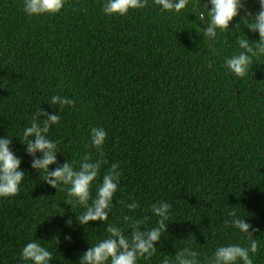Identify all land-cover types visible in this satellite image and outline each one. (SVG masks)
Listing matches in <instances>:
<instances>
[{
    "label": "trees",
    "instance_id": "trees-1",
    "mask_svg": "<svg viewBox=\"0 0 264 264\" xmlns=\"http://www.w3.org/2000/svg\"><path fill=\"white\" fill-rule=\"evenodd\" d=\"M104 3L67 0L57 14L29 17L23 0H0V137L12 139L26 172L18 195L0 199V264H24L21 250L34 240L53 253L51 264H78L109 236L108 225L130 235L125 216L148 217L142 227H156L150 208L157 201L172 205L167 231L156 254L137 264L174 261L185 247L208 264L217 247L247 246L225 224L231 211L258 229L254 264H264V55L253 57L243 78L224 66L241 51L237 38L255 47L258 34L237 16L229 31L205 39L204 0H189L175 15L161 14L149 0L124 17L104 15ZM248 8L259 5L249 0ZM53 95L75 104L53 107ZM40 108L59 109L48 138L58 145L60 163L75 161L78 170L85 155L102 161L92 198L119 163L108 221L79 225L76 216L85 209L71 208L66 190L51 188L31 168L22 133ZM92 127L107 132L103 155L89 146ZM133 201L140 208L130 212Z\"/></svg>",
    "mask_w": 264,
    "mask_h": 264
},
{
    "label": "clouds",
    "instance_id": "clouds-1",
    "mask_svg": "<svg viewBox=\"0 0 264 264\" xmlns=\"http://www.w3.org/2000/svg\"><path fill=\"white\" fill-rule=\"evenodd\" d=\"M66 3L67 0H23V11L29 17L54 15L59 13ZM188 3L189 0H153L154 6L161 14H179L186 9ZM248 3L249 0H204L206 12H202L199 17L206 25L202 35L210 41H215L218 33L229 31V25L237 16L241 17L244 27L251 33L258 34L259 40L255 42V47L250 44L248 38H237L236 44L241 51L224 61L226 70L238 78L248 74L253 57L264 55V0H256L258 11L250 10ZM148 6L149 0H105L102 12L109 17H124L130 11L142 10ZM74 104V100L60 95H53L49 103L53 107L59 105L61 108ZM60 119L59 109L56 113H49L40 108L31 118L29 126L24 128L23 138L20 140L25 146L26 154L31 157V168L42 174L43 182L51 188L57 191L66 190L65 203L71 208L78 205L85 209L83 214L76 216L79 225L85 226L89 225V222L97 221L104 223L109 219L120 185V165L118 162L112 163L102 181L97 184L95 198H92L91 189L93 182L99 177L102 161L89 162L90 157L85 155L79 162L78 170L75 161L70 162L67 159L66 162L60 163L57 159L58 145L48 138L50 130L59 124ZM106 138L107 132L103 127H92L89 146L103 155ZM11 145L12 139L9 136L0 137V199L18 195L25 178L26 172L21 169L22 159L13 152ZM52 165L56 167L50 169ZM126 207L130 212H135L140 205L133 201ZM171 208L170 203L163 201L151 205V213L159 218L157 226L152 228L142 227L148 217L133 219L125 216L124 221L131 230L129 236H126L121 228L108 225L106 231L109 236L89 247L78 264H137L140 258L153 257L162 234L167 231L165 221L169 219ZM228 215L231 219L226 220L225 224L243 234L247 239V246L229 244L217 247L208 264H254V257L259 251L255 237L258 229L253 228L245 219L239 218L235 211L229 212ZM66 223L71 225L72 221L68 220ZM65 239L70 241L71 237L67 236ZM57 242L59 243L58 239ZM198 257L197 251L185 247L177 253L174 261L165 257L161 264H200ZM20 259L24 264H51L53 253L34 240L22 248Z\"/></svg>",
    "mask_w": 264,
    "mask_h": 264
}]
</instances>
